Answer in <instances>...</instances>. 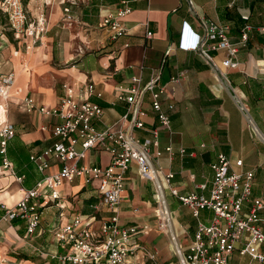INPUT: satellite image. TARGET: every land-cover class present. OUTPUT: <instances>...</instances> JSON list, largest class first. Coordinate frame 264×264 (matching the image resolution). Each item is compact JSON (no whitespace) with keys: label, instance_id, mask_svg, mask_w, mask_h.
<instances>
[{"label":"crops","instance_id":"0c3cea01","mask_svg":"<svg viewBox=\"0 0 264 264\" xmlns=\"http://www.w3.org/2000/svg\"><path fill=\"white\" fill-rule=\"evenodd\" d=\"M22 1L32 21L44 13L47 28L35 41L28 32L15 37L8 30H0V76L8 72L14 75L8 87L6 112L0 109V122L5 120L14 127L5 156L16 175H24V180L17 182L7 172L0 174V203L12 206L23 189L41 177L29 156L42 153L56 140L52 133L55 120L36 112H23L17 101L31 96L37 105L52 107L64 94L62 84L73 88L91 82L102 93V98H91L103 109L100 122L96 123L102 130L125 110V104L115 100L116 85L128 84L132 75H139L141 83H145L153 74L157 82L164 84L180 71L185 72L184 78L167 86V101L174 104L170 132L175 152L169 159L165 151L169 136L160 129L159 144L149 148L154 172L142 162L129 165L118 205L119 224L124 228L135 227L140 246L159 255L162 264H172L166 244L169 238L161 229L155 210L159 204L158 189L162 187L177 238H181L179 244L185 249L196 219L190 218L189 210L169 193L163 178L166 173H173L171 183L179 194L194 192L207 196L213 176L209 164L220 153L231 160L235 171H254L252 195L264 201V140L220 85L205 55L198 49L179 48L183 29H188L186 37L201 38L203 22L228 24L227 37L231 44L240 42L246 24L252 26L248 42L238 47L236 67L222 64L228 56L226 51H207L206 56L222 69L264 137V31L261 30L264 0H127L130 12L121 19L127 31L117 41L109 40V31L100 28L98 22L107 9H116L120 0H76L75 4L62 0ZM65 7L68 13L64 12ZM147 31L152 33L150 40L145 39ZM142 103L145 114L141 120L149 128L157 127L147 92ZM162 103L166 107L167 103ZM135 135L147 137L140 129ZM178 147L184 149V155L180 156ZM47 158L57 169L58 164ZM108 159L109 153L104 150L88 151L89 163L103 166ZM238 160L242 166L235 165ZM94 200L93 191L75 180L60 188V209L45 202L40 226L31 236L25 235L22 220H0V264H57L49 254L62 253L64 249L57 246L55 230L68 224L73 214H92L89 205ZM248 209L249 204L245 203L243 210ZM2 212L0 207V215ZM260 213L264 216V209ZM199 215L204 224L212 217L208 209L201 210ZM105 216L102 210L96 217ZM261 226L264 229L263 222ZM243 244L241 241L236 245L231 264H259L240 253ZM257 249L264 252V245ZM142 257L143 252L139 251L127 264H142Z\"/></svg>","mask_w":264,"mask_h":264},{"label":"built area","instance_id":"2783aa9c","mask_svg":"<svg viewBox=\"0 0 264 264\" xmlns=\"http://www.w3.org/2000/svg\"><path fill=\"white\" fill-rule=\"evenodd\" d=\"M64 3H76V0H62ZM127 0H120L116 9H107L100 18L98 25L109 31V40L117 41L126 34V28L121 19L130 12ZM69 12L67 7L63 8ZM246 20L247 16H243ZM204 34L188 36V29H183L182 41L179 48L186 50L198 49L204 55L207 51L223 50L228 56L222 64L229 68L238 65L236 54L240 45L245 46L249 40L250 24L242 29L241 40L231 44L227 37L230 29L228 24L218 22H203ZM47 28L44 13H40L35 21L28 16L22 0H0V30H8L15 37L24 32L33 35L34 41L39 33ZM264 31V27L261 28ZM152 33L146 32L145 39L150 40ZM127 46L128 44H124ZM185 76L184 71L171 76L168 82H157L156 75L145 83H141L139 75H132L128 84L116 85L115 100L125 104V110L115 121L99 130L96 123L100 122L103 109L91 100L92 97L102 98V93L93 83L85 82L71 88L62 84L63 96L54 106L37 105L31 96H25L16 102L23 112H36L51 118L56 123L52 133L56 140L40 154H30L29 161L34 165L41 177L23 192L12 206L0 203L2 214L0 220L12 222L19 219L24 222L25 235L31 236L40 226L41 210L45 202H51L59 209L60 188L64 183L71 184L80 180L81 184L95 194V200L89 206L92 214H73L68 224L58 227L55 232L57 246L64 251L49 254L57 264H127L137 252H144L149 258L154 255L136 240L139 233L135 227H122L119 224L118 205L124 189V179L128 167L132 162H142L154 172L149 159V148L159 144V130L162 129L169 136L165 151L171 159L174 152L171 145L170 112L174 104L167 100L169 83H178ZM14 75L8 72L0 76V109L6 112L8 87ZM148 93L150 109L158 126L147 127L141 117L143 109V95ZM166 102L163 107L162 102ZM138 129L147 133L141 138L135 135ZM14 134L11 123L0 122V174L5 172L13 175L15 181L22 182L24 175H16L12 163L5 156L8 140ZM76 145L79 149H76ZM101 149L109 153L106 165L89 163L88 151ZM180 156L185 154L182 147L177 149ZM49 156L58 168L54 169L48 160ZM242 162H235L242 166ZM212 170V185L207 196L189 192L179 194L171 183L173 173L165 174L163 181L169 193L185 206L190 215L196 219L193 234L185 246L182 260L184 264H231L230 258L236 250V245L243 241L242 255H248L252 261L264 264V252L258 250L264 245V216L260 213L264 209V201L253 197L254 171L233 169L231 160L224 154H217L209 164ZM203 187V186H201ZM249 204L248 211L243 205ZM208 209L212 217L204 224L200 220L199 212ZM105 210L107 216L96 217ZM96 223V225H93ZM181 263V260L179 262Z\"/></svg>","mask_w":264,"mask_h":264},{"label":"water","instance_id":"95a60500","mask_svg":"<svg viewBox=\"0 0 264 264\" xmlns=\"http://www.w3.org/2000/svg\"><path fill=\"white\" fill-rule=\"evenodd\" d=\"M205 59L211 69H213L215 73L216 79L219 81L220 85H223L224 90L229 95V97L234 101L237 106L240 108L241 112L243 113L244 117H246L247 121L249 122L250 126L254 129L255 132L264 140L262 132H260L258 126L256 125L253 118L249 115L247 109L245 108L243 102L238 97L234 87L228 82L227 78L225 77V74L223 73L222 69H219L216 67L209 59L208 56L205 55ZM181 263H183V260L181 259ZM184 264V263H183Z\"/></svg>","mask_w":264,"mask_h":264},{"label":"bare ground","instance_id":"6f19581e","mask_svg":"<svg viewBox=\"0 0 264 264\" xmlns=\"http://www.w3.org/2000/svg\"><path fill=\"white\" fill-rule=\"evenodd\" d=\"M158 194H159L157 195L158 200H159L158 210H159V217H160L159 225L161 226V229L167 233L169 237V242H171L172 246L175 248L176 253L180 255L182 250L179 247V242H178V238H177L175 226H174V220L169 214V210L167 208L168 206L166 205L165 199H163L162 187L158 189Z\"/></svg>","mask_w":264,"mask_h":264},{"label":"rangeland","instance_id":"374dc122","mask_svg":"<svg viewBox=\"0 0 264 264\" xmlns=\"http://www.w3.org/2000/svg\"><path fill=\"white\" fill-rule=\"evenodd\" d=\"M166 199L168 200L169 207L172 208V206H171V199H169L168 196L166 197ZM158 208H159V204L157 205V207H156V209H155L156 212H157V214H158V216H159V210H158ZM171 217H172V215H171ZM190 218H193V219L195 220V218L192 217V215L190 216ZM160 227H161V226H160ZM160 230H161V229H160ZM168 238H169V237H168ZM180 239H181V238L179 237V238H178V242L181 243V240H180ZM166 244H167V246H168V248H169V253H170L171 256H172L171 263H172V264H180L179 262H180V260L182 259V254L184 253V247H183V245L181 246V245L179 244V247H180V249L182 250L181 253H180V255H179L178 253H176L175 248H172L173 246H172L171 242H169L168 239H167V241H166ZM181 244H182V243H181ZM147 250H148V249H147ZM150 253L154 255V257H153L152 259L149 258V257L143 252L142 264H162V263H161V257H160L159 255H155V254L152 252V250H150ZM259 264H261V263H259Z\"/></svg>","mask_w":264,"mask_h":264}]
</instances>
